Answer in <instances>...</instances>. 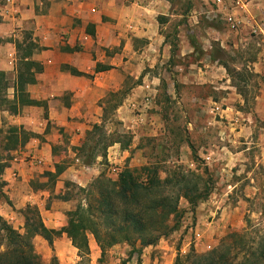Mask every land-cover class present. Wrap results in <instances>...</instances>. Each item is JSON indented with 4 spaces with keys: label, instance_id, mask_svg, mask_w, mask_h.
Masks as SVG:
<instances>
[{
    "label": "rangeland",
    "instance_id": "rangeland-1",
    "mask_svg": "<svg viewBox=\"0 0 264 264\" xmlns=\"http://www.w3.org/2000/svg\"><path fill=\"white\" fill-rule=\"evenodd\" d=\"M166 2L168 12L157 16L159 34L165 38V43L176 49L181 37L188 35L192 45L198 47L201 39L197 32L202 33L208 22L203 9L214 7L211 0ZM197 20V26H191ZM27 46V42L19 44V56ZM213 51L215 56L222 55L216 47ZM233 55L228 53L226 57ZM173 59L161 57L157 67L147 60L141 67V78L134 80L127 76L124 87L105 100L102 122L84 139L82 150L56 147L54 153L58 157L55 161L76 164L82 171L78 174V180L82 182L67 181L63 188L57 190L56 182L62 179L49 183L43 176L46 171L39 169L29 172L31 178L24 179L15 166L9 176L15 182L14 187L7 189L9 182L4 180L3 175L18 160L16 155H11L9 166L0 175V216L15 230L25 233L21 211L27 206L37 208L45 227L59 226L51 224L48 219L54 220L50 214L62 212L65 226L68 212L75 210L78 204L85 207L82 191L95 180L116 182L125 169L147 167L152 169L148 174L150 178L156 177L159 181L171 179V182L166 185L161 183L154 195L141 200L150 201L161 195L177 197L178 214L176 217L171 215L168 222L173 230L154 245L141 247L140 242L121 243L106 248L103 256L91 235L88 252L82 256L65 234L50 244L37 236L33 239V248L43 263L49 264L55 257L58 264H175L177 259L178 264H194V258L202 257V263L208 264L210 253L218 257L226 252L225 264H264V166L258 158L264 149L263 143L255 141L254 137L253 141L243 140L235 145L220 135L218 125L222 126L229 120L219 118L217 111L206 100L212 98L210 102L219 101L220 98L227 99V95L214 91L211 86L190 84L192 76L187 75L190 72L188 67L191 61L197 60L196 57H192L193 60L188 57ZM184 75L188 77L186 81ZM243 77L245 81H252L249 75ZM135 84L142 86L140 97L128 106ZM252 96L248 90L243 91L241 97L245 105L239 106L238 111L251 113ZM123 100L127 105L118 113L117 106ZM220 121L223 123L218 124ZM261 128L264 129V122L258 121L252 129L257 134ZM6 129L3 128L4 131ZM114 146L118 149H110ZM236 151L241 152L237 159L233 158ZM4 157L2 153L0 159ZM25 160L29 164L24 162L27 167H38L36 160L32 161L30 157ZM97 160L98 172L90 178L83 176L87 172L93 173L91 169ZM146 174L134 176L146 185L150 182ZM98 193L99 190L93 186V194L98 196ZM198 196L200 198L196 199ZM17 197L24 198V205L18 202ZM58 245L61 246L59 252L56 249ZM3 251L0 248V252Z\"/></svg>",
    "mask_w": 264,
    "mask_h": 264
},
{
    "label": "crops",
    "instance_id": "crops-1",
    "mask_svg": "<svg viewBox=\"0 0 264 264\" xmlns=\"http://www.w3.org/2000/svg\"><path fill=\"white\" fill-rule=\"evenodd\" d=\"M7 1L0 0V79L6 82L3 97L10 102L18 101V78L25 62H34L42 68L41 72L33 74V82L24 80V91L20 95L22 101L38 104H17V114H11L5 105L0 106V129L14 126L34 135L24 147L11 152L12 157H19L3 175L9 182L7 189L14 187L15 182L9 176L15 166L24 179L31 178L28 173L33 170L53 173L55 164L63 166L64 162L55 161L58 157L54 153L56 147L66 146L67 150L78 151L76 149L81 147L93 127L101 124L109 95L124 87L127 76L134 80L141 78L145 61H151L152 66L157 67L161 57H196L197 60L191 61L188 67L187 75L192 76L190 84L211 86L228 97L213 102H210L212 98L206 100L219 118L229 120L218 125L220 135L235 145L243 140L253 141L255 137L264 148V129H259L261 132L257 134L252 129L258 121L264 122V0H253L250 5L257 28L251 24L230 28L226 20L239 16L240 11L230 8L229 3L227 9L219 11L216 7H204L208 22L202 33L197 32L201 43L195 47L185 35L180 44L176 43V49L165 43V38L159 34L157 16L168 12L166 0ZM218 12L223 14L215 17ZM199 20L191 26H197ZM24 42L32 51L29 57L22 56L26 47L18 55L19 44ZM213 47L222 55L215 56ZM228 53L235 55L226 57ZM243 75H249L252 81H245ZM187 78L183 76L185 81ZM135 85L128 106L140 97L142 86ZM245 90L253 95V109L248 114L238 111L239 106L245 105L241 97ZM126 105L123 100L117 106L118 113L125 110ZM235 118L241 122L237 127L232 123ZM243 120L250 123H243ZM250 134H253L251 138L248 137ZM112 148L118 149L117 146ZM239 156L241 152L236 151L233 158ZM26 157L36 160L38 167H27ZM258 158L264 166V149ZM75 161L78 163L79 160ZM98 162L91 169L93 173L84 175L83 172V176L90 178L97 173ZM67 164L57 178L62 179L56 182L57 190L67 181L82 182L78 180V174L82 173L78 166ZM17 199L24 205V198ZM50 215L55 219H48L49 222L59 226L46 225L47 228L64 226L62 212ZM56 249L59 252L61 246Z\"/></svg>",
    "mask_w": 264,
    "mask_h": 264
},
{
    "label": "trees",
    "instance_id": "trees-1",
    "mask_svg": "<svg viewBox=\"0 0 264 264\" xmlns=\"http://www.w3.org/2000/svg\"><path fill=\"white\" fill-rule=\"evenodd\" d=\"M29 48L28 45L26 49H23V57L31 55L32 51ZM41 69L34 62L24 63V70L18 78L20 93L17 102L16 99L10 102L3 97L2 91L6 89V82L0 79V106L5 105L11 114H17V104L20 106L38 104L34 101H22L20 95L24 91V80L33 82V74L41 72ZM33 137V134L19 127L10 126L6 131L0 129V158L2 153L5 154V157L0 159V175L9 166L11 152L24 147ZM76 150H82V147ZM54 167L53 173H43L49 183H54L64 170V167L59 164H55ZM151 171L152 169L147 167L139 170L125 169L116 182L107 179L95 180L94 184L82 191L85 207L78 204L75 210L68 212L67 223L59 230L45 227L35 207L27 206L21 211L25 220V233L15 230L0 216V248L4 249L0 252V264H45L33 248V239L37 236L50 244L54 239L65 234L71 245L78 250L79 256L87 254L90 235L99 246L102 256L106 248L121 243L140 242L141 247L154 245L161 237L173 230L174 227L169 228L168 222L171 215L176 217L178 214L176 209L178 198L161 195L143 202L141 199L154 195L161 183L166 185L171 182V179L159 181L156 177L150 178L148 174ZM138 173H147L146 179L149 178L150 182L145 185L143 181L138 180L134 176ZM93 186L99 190L98 196L93 194ZM193 203L191 201L192 205ZM212 254L210 253L207 258L208 264H225L226 252L218 257ZM194 260V264H204L201 261L202 257H196ZM178 263L179 259L175 264ZM49 264H58L57 259L52 257Z\"/></svg>",
    "mask_w": 264,
    "mask_h": 264
},
{
    "label": "built area",
    "instance_id": "built-area-1",
    "mask_svg": "<svg viewBox=\"0 0 264 264\" xmlns=\"http://www.w3.org/2000/svg\"><path fill=\"white\" fill-rule=\"evenodd\" d=\"M252 1L253 0H211L213 6L217 9L216 11H219V9H227L228 7L226 4L228 3L230 8L238 9L240 11L239 16L229 17L226 20V22L229 23V26L232 29L242 28L248 26L249 24H251L253 28H257V23L250 13V5ZM7 2L9 3L10 0H8ZM221 14L223 13L218 12L215 17H218ZM243 121V123H250L246 120ZM232 123L235 127L241 124V122L237 118H235ZM236 130H238V128Z\"/></svg>",
    "mask_w": 264,
    "mask_h": 264
}]
</instances>
